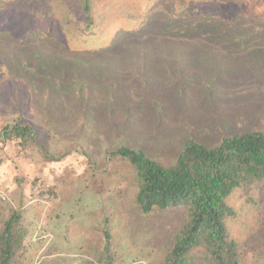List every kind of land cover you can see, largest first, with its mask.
<instances>
[{
  "label": "rangeland",
  "instance_id": "rangeland-1",
  "mask_svg": "<svg viewBox=\"0 0 264 264\" xmlns=\"http://www.w3.org/2000/svg\"><path fill=\"white\" fill-rule=\"evenodd\" d=\"M240 1L248 14L257 11L264 18V0ZM24 46L0 34V126L19 118L38 133L37 143L27 150L17 140L0 141V228L11 211L20 213L32 264H88V252L103 245L106 224L124 262L147 264L171 245L181 214L140 212L131 167L108 157L118 146L141 148L172 162L192 138L212 145L228 134L264 132V37L254 51L227 49L228 71L217 58L211 69L224 70V78L212 86L207 80L215 76L175 71L166 65L170 61L150 62L144 84L124 86L130 94L124 105L118 98L110 100L115 90L110 77L124 66L86 60V67H100L96 83L106 87L104 92L90 88L85 98L81 91L62 88L64 82L50 92L37 87L45 82L38 74L32 81L22 69ZM131 77L135 81V71ZM26 82L34 87H24ZM102 96L107 100L100 103ZM41 146L62 159H46ZM232 202L241 218L239 238L259 246L264 240V183L239 191Z\"/></svg>",
  "mask_w": 264,
  "mask_h": 264
},
{
  "label": "trees",
  "instance_id": "trees-1",
  "mask_svg": "<svg viewBox=\"0 0 264 264\" xmlns=\"http://www.w3.org/2000/svg\"><path fill=\"white\" fill-rule=\"evenodd\" d=\"M263 19L257 11L248 14L240 0H0V34L25 45L22 69L32 81L34 73L45 80L39 89L53 92L64 82L62 88L81 91L85 98L90 88L104 92L106 87L96 83L100 67L85 66L97 58L124 66L119 76L110 77L115 90L108 99L118 98L120 105L130 101L124 86L144 84V68L157 60L182 61L166 65L215 76L207 83L216 85L230 67H225V51H254L264 37ZM217 58L223 59L221 73L211 69ZM37 136L35 127L19 118L0 126V141L17 140L24 150L37 143ZM40 150L48 160L62 159L43 146ZM108 157L131 167L133 198L142 214L175 211L182 216L171 245L147 264H264V240L253 247L239 238L241 218L232 202L239 191L264 183L263 131L228 134L212 145L192 138L172 162L127 145ZM103 234L102 247L88 252L87 263L131 264L124 262L107 224ZM26 236L20 213L11 211L0 228V264H32Z\"/></svg>",
  "mask_w": 264,
  "mask_h": 264
}]
</instances>
